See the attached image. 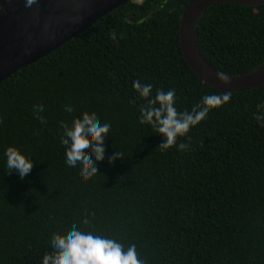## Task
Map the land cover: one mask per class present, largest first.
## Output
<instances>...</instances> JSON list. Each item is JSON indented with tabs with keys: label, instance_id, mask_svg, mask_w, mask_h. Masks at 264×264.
<instances>
[{
	"label": "trees",
	"instance_id": "obj_1",
	"mask_svg": "<svg viewBox=\"0 0 264 264\" xmlns=\"http://www.w3.org/2000/svg\"><path fill=\"white\" fill-rule=\"evenodd\" d=\"M189 1L131 0L0 82V264H40L51 234L83 218L135 244L144 264H264V127L255 120L264 84L225 93L191 73L178 46ZM195 31L219 73L264 62V5H214ZM134 80L153 93L175 89L178 111L204 95L230 100L177 140L185 150H161L163 138L138 122L145 101ZM83 111L111 129L97 175L81 183L63 163L59 125ZM8 146L33 159L23 179L3 167Z\"/></svg>",
	"mask_w": 264,
	"mask_h": 264
},
{
	"label": "clouds",
	"instance_id": "obj_2",
	"mask_svg": "<svg viewBox=\"0 0 264 264\" xmlns=\"http://www.w3.org/2000/svg\"><path fill=\"white\" fill-rule=\"evenodd\" d=\"M23 3L25 8H30L38 0H23ZM217 79L222 83L228 81V77L222 73L217 74ZM132 88L137 98L145 101L139 108L138 122L163 138L159 145L161 150L173 146L177 151L185 150L187 146L178 144L177 140L185 137L212 110L230 100L228 94L204 95L191 110L178 111L175 89H157L153 93L152 84L140 80H134ZM33 109L42 110V106L35 105ZM64 111L71 114L73 108L66 105ZM255 120L264 127V103L257 105ZM59 127V144L64 150L66 169L70 172L78 170L81 183L89 181L97 175L96 164L105 160L104 138L110 132V123H101L94 113L83 111L70 123L61 121ZM121 155L120 152L115 153L109 163ZM2 158L7 174L15 172L21 179L33 167V159L16 147H6ZM80 225H73L63 235L52 233L48 241L49 251L42 256L40 264H144L137 256L135 244L125 247L110 235L96 231L88 218H83Z\"/></svg>",
	"mask_w": 264,
	"mask_h": 264
},
{
	"label": "water",
	"instance_id": "obj_3",
	"mask_svg": "<svg viewBox=\"0 0 264 264\" xmlns=\"http://www.w3.org/2000/svg\"><path fill=\"white\" fill-rule=\"evenodd\" d=\"M131 0H38L25 8L23 0H0V82L36 63L82 33L101 17ZM218 4L264 5V0H190L178 27V46L191 73L204 85L225 93L249 91L264 84V62L242 76L217 79L195 40L201 15Z\"/></svg>",
	"mask_w": 264,
	"mask_h": 264
}]
</instances>
